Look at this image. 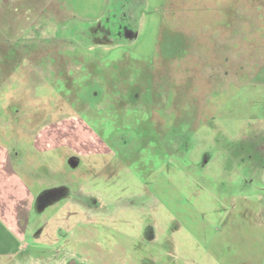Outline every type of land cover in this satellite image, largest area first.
<instances>
[{"label": "rangeland", "instance_id": "374dc122", "mask_svg": "<svg viewBox=\"0 0 264 264\" xmlns=\"http://www.w3.org/2000/svg\"><path fill=\"white\" fill-rule=\"evenodd\" d=\"M10 2L0 134L14 153L40 134L33 224L60 219L54 245L27 237L19 258L264 264V0H111L102 48L62 36L57 2Z\"/></svg>", "mask_w": 264, "mask_h": 264}, {"label": "crops", "instance_id": "0c3cea01", "mask_svg": "<svg viewBox=\"0 0 264 264\" xmlns=\"http://www.w3.org/2000/svg\"><path fill=\"white\" fill-rule=\"evenodd\" d=\"M11 1L10 4L13 5H31L32 11L38 12L48 10L49 6L57 2L60 6L62 5L59 7V10L66 13L65 17H68L67 19L72 17L71 21H73V23H70V26H68V23H66L68 21L64 18L61 23H65V25L56 26L57 28H65L62 35L63 37L85 48H102L105 46L106 42L101 32L105 28L103 19L105 13L108 12L111 0H108L107 6L105 5V7L101 9V11L104 10V12L101 13L100 11L101 14L95 18L77 15L78 10L76 7L78 4L76 0ZM5 2L6 0H0V12L2 11L1 6H3ZM67 27L71 29V32L66 33ZM106 40H108V38ZM46 136L47 135H45V137ZM31 145L32 152H28L27 150L25 152L23 145H19L14 148V153L13 147H11L7 141V136L5 134H0V257H8L11 264H17L18 261H22L24 264H40L41 259L35 258L31 261V259H21L18 255L29 247L27 237L31 239L32 243L41 242L47 243L50 246L51 243L54 245L56 242V230H54L55 227L49 225V222L60 220L54 216L56 211L53 210L50 212L46 222L47 224L43 227L39 228V226L33 224L36 219L33 217V213L39 212L35 210V204H38L41 209V204L45 203L39 199L37 194L32 192L30 184L31 181L35 182L40 176L39 169L41 167L39 164H35L33 159V156L37 155L36 152L38 153V151L41 150L39 133L34 134ZM34 150H36L35 153ZM43 150H48V148ZM24 156H27L26 163H23ZM17 157H19V159ZM25 172L28 175L27 177ZM31 222L34 227L32 230L33 234L28 235V227L31 226ZM38 238L39 240H37ZM40 238L45 239L42 241ZM47 264H57V262L55 260H50Z\"/></svg>", "mask_w": 264, "mask_h": 264}]
</instances>
